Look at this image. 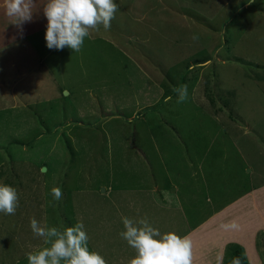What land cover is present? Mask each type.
<instances>
[{
	"label": "rangeland",
	"instance_id": "obj_1",
	"mask_svg": "<svg viewBox=\"0 0 264 264\" xmlns=\"http://www.w3.org/2000/svg\"><path fill=\"white\" fill-rule=\"evenodd\" d=\"M114 2L111 27L91 31L78 52L50 50L39 15L31 33L1 41L0 183L17 190L19 207L0 213V264H25L44 244L32 218L61 230L82 222L105 253L122 217L175 227L184 209H143L145 195L169 189L161 176L190 151L218 176L246 168L238 150L248 152L251 178L264 182V0ZM182 85L189 95L178 103ZM258 247L264 259L263 235Z\"/></svg>",
	"mask_w": 264,
	"mask_h": 264
},
{
	"label": "crops",
	"instance_id": "obj_2",
	"mask_svg": "<svg viewBox=\"0 0 264 264\" xmlns=\"http://www.w3.org/2000/svg\"><path fill=\"white\" fill-rule=\"evenodd\" d=\"M2 2L3 0H0V4ZM34 2L38 4V8L34 10L33 18L39 15L42 19L45 0H34ZM8 22L11 23L4 14L3 8L0 7V42L3 40V45L12 42V39L21 38L22 32H32L29 25L32 21L26 22L22 30L14 24L9 25ZM0 44L2 45V42ZM1 45L0 49L3 47ZM224 126L227 131L240 129L239 125L234 123L230 125L227 123ZM256 146L258 152L259 144L257 143ZM238 152L246 168L239 165L233 170L222 169L218 176L217 171L207 168L208 158H198L190 151L185 160L181 162L183 168L180 171L161 176L171 179L167 184L170 185L169 189L159 188L155 190L156 192L160 190L159 196L154 193L155 197L149 196L148 199L145 195L148 207H143V209L152 212L156 210V213H160V210L180 212L184 209V218L177 217L175 227L167 229L163 227L160 232L164 231L162 234L174 232L180 237L188 236L192 244L193 264H218V257L222 258L220 264H225L227 249L231 246L241 247L249 264H264L263 255L258 251V235L264 236V182L255 183L251 178L254 172L248 162V152L247 154L239 150ZM212 158L211 162L216 163ZM227 159L228 156L223 155L221 163ZM179 190L188 192L183 193ZM156 217L166 222L170 220L168 217H159L157 214ZM181 222L184 223V229L178 225ZM233 222L237 225L236 228L222 227V225H230ZM117 239L105 244L107 248L105 253L89 237L88 248L100 255H107L104 258L106 264H129L133 249L128 246L126 240L123 238L120 240L121 236ZM39 246L41 250L46 245L40 244ZM19 263L23 264L22 261ZM24 263L28 264V260H24Z\"/></svg>",
	"mask_w": 264,
	"mask_h": 264
},
{
	"label": "clouds",
	"instance_id": "obj_3",
	"mask_svg": "<svg viewBox=\"0 0 264 264\" xmlns=\"http://www.w3.org/2000/svg\"><path fill=\"white\" fill-rule=\"evenodd\" d=\"M254 0H248L253 3ZM0 7L12 24L22 30L26 22L33 20V12L38 8L34 0H3ZM118 5L114 0H45L43 12L48 24L46 30L47 47L74 52L81 50L85 38L91 31L111 27ZM174 91L177 102L188 99V86L182 85ZM57 201L62 198L58 187L51 189ZM19 207V195L15 188L0 183V213L14 215ZM124 231L121 238L136 251L129 264H193L192 244L188 236L180 237L174 232L162 234L154 228L148 218L131 219L122 217ZM33 234L43 238L47 247L37 252L27 253L28 264H106L105 259L88 248L89 237L85 226L78 222L63 230L41 225L35 218L30 220ZM225 229L236 228L235 222L222 225ZM222 258L218 257V264ZM230 264H241L239 257H233Z\"/></svg>",
	"mask_w": 264,
	"mask_h": 264
},
{
	"label": "trees",
	"instance_id": "obj_4",
	"mask_svg": "<svg viewBox=\"0 0 264 264\" xmlns=\"http://www.w3.org/2000/svg\"><path fill=\"white\" fill-rule=\"evenodd\" d=\"M233 257H239L241 260V264H249V262L247 261L244 255L242 248L239 246H231L227 249V253H226L227 259L225 260V264H230Z\"/></svg>",
	"mask_w": 264,
	"mask_h": 264
}]
</instances>
